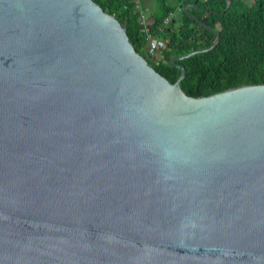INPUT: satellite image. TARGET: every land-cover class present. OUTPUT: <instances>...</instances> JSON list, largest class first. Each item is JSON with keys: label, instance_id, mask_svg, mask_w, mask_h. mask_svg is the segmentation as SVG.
Segmentation results:
<instances>
[{"label": "water", "instance_id": "1", "mask_svg": "<svg viewBox=\"0 0 264 264\" xmlns=\"http://www.w3.org/2000/svg\"><path fill=\"white\" fill-rule=\"evenodd\" d=\"M212 31L169 82L94 0H0V264H264V84L180 87Z\"/></svg>", "mask_w": 264, "mask_h": 264}, {"label": "trees", "instance_id": "2", "mask_svg": "<svg viewBox=\"0 0 264 264\" xmlns=\"http://www.w3.org/2000/svg\"><path fill=\"white\" fill-rule=\"evenodd\" d=\"M94 1L117 18L134 49L169 82H174L181 73L168 64L169 59L211 46L216 40L212 30H217L220 41L213 49L178 61L186 70L180 87L189 96L264 84V0L251 3L229 0L228 5L227 0H153V22L148 27L161 43L157 62L145 51L139 5L143 6L146 0ZM184 5L186 9L163 25L171 12Z\"/></svg>", "mask_w": 264, "mask_h": 264}, {"label": "built area", "instance_id": "3", "mask_svg": "<svg viewBox=\"0 0 264 264\" xmlns=\"http://www.w3.org/2000/svg\"><path fill=\"white\" fill-rule=\"evenodd\" d=\"M246 3H251L253 2L252 0H244ZM140 7V5H139ZM186 5H184L182 8L178 7L176 9V11L171 12L165 19H164V23L163 25H167L169 23V21L171 20L172 17L177 16V14L182 10V9H186ZM141 24L143 25V31L145 33L146 36V45H145V51L152 56V59L154 61H158L159 60V56L157 54V51L160 48V41L157 37L153 36L150 32H149V27L148 24L145 22V20L143 19V17L141 16Z\"/></svg>", "mask_w": 264, "mask_h": 264}, {"label": "crops", "instance_id": "4", "mask_svg": "<svg viewBox=\"0 0 264 264\" xmlns=\"http://www.w3.org/2000/svg\"><path fill=\"white\" fill-rule=\"evenodd\" d=\"M253 1V0H252ZM146 4V5H145ZM145 4L140 3L141 16L145 22L149 25L153 22L152 12L155 10V4L153 0H146Z\"/></svg>", "mask_w": 264, "mask_h": 264}]
</instances>
